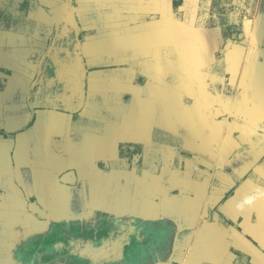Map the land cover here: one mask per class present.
<instances>
[{
	"label": "crops",
	"instance_id": "0c3cea01",
	"mask_svg": "<svg viewBox=\"0 0 264 264\" xmlns=\"http://www.w3.org/2000/svg\"><path fill=\"white\" fill-rule=\"evenodd\" d=\"M0 79V264H264V0H0Z\"/></svg>",
	"mask_w": 264,
	"mask_h": 264
},
{
	"label": "flooded vegetation",
	"instance_id": "af4514ba",
	"mask_svg": "<svg viewBox=\"0 0 264 264\" xmlns=\"http://www.w3.org/2000/svg\"><path fill=\"white\" fill-rule=\"evenodd\" d=\"M2 71H4V70H2ZM4 72H6V71H4ZM3 83L5 86V82L1 81V79H0V92L3 91V89H4V86H2ZM2 133H4V132H2ZM131 144L132 143H126V144L121 145V146L126 145V147H125L126 149H120L119 153H118L117 159H119L121 165H124L126 167L128 166L129 170L133 166H138L141 169L143 166H145L144 165L145 162H147V165H152L154 168V161L152 162L154 157L150 158L146 154L149 151L142 149L140 147V145H137V144L134 145L133 144L134 146H130ZM129 147H131V148H129ZM163 159H164V161L167 160V155L163 156ZM163 159L161 158V163H162ZM174 161L170 160V162H168V163H170L169 165H174ZM161 163L158 162V160H157L155 165H157V167L160 168ZM28 169H29L28 167L21 168V173H22V176H23V179L25 182H27L29 179V176L26 177V173H27ZM158 172H159V169H158ZM235 253H236L235 263L237 262V264H249V262H247V261L242 262V260H241V262H240L239 260L242 256V254L240 252H235Z\"/></svg>",
	"mask_w": 264,
	"mask_h": 264
}]
</instances>
